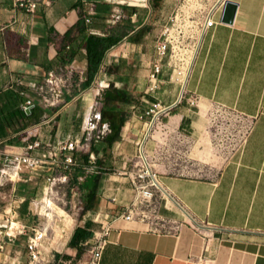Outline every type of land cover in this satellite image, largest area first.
<instances>
[{
	"label": "crops",
	"instance_id": "0c3cea01",
	"mask_svg": "<svg viewBox=\"0 0 264 264\" xmlns=\"http://www.w3.org/2000/svg\"><path fill=\"white\" fill-rule=\"evenodd\" d=\"M223 1L216 0L204 14L201 24L210 17L215 25L199 35L186 97L169 111L176 109L175 113L168 112L167 121L158 118L160 114L153 117L150 128V122L136 120L138 114L177 102L162 97L168 87L163 70L167 65L162 64L156 81L149 80L156 62L148 49L150 27L159 26L152 1L147 8H124V19L110 25L112 0H53L40 4L36 12L20 7L17 0H0V149L20 153L34 140L52 144V119H43L50 110L36 89L50 73L63 81L55 109L60 113L77 106L89 114L97 101L95 88L103 84L112 83L126 93V99L140 96V102L116 108L128 114V119L110 150L123 148L126 141L140 145L148 161L146 170L150 165L160 175L157 178L166 191L161 189L164 195L158 202L161 224L114 218L101 264H264V0H229L238 6L232 24L221 21ZM91 2L98 3L97 9L86 23L85 12ZM124 27L128 28L126 37L106 54L93 85L83 88L88 71L85 38L104 37ZM69 68L73 76L65 73ZM21 78L23 85L18 83ZM28 100L33 106L23 115ZM220 109L241 116L242 121L221 118L217 115ZM87 114L83 118L86 123ZM80 117V113L74 115L75 126ZM248 123L251 131L245 141L210 174L199 175L175 160L168 161L186 152L187 145L196 158L219 159ZM43 170L50 177L54 168L44 166ZM33 173L38 170H24L11 183L29 181ZM109 180L117 183L105 186L109 192L103 193L98 206L123 210L126 196L120 205L108 199L110 194L120 196L122 189L126 190L124 179L110 176ZM102 181L103 176L99 187ZM5 186L0 183V194ZM33 204L39 207L37 200ZM27 215L37 213L24 212L23 217ZM10 217L0 210V264H26L29 233L13 226L7 229ZM57 222L63 225V248L53 252L56 259H62L61 264H84L88 251L77 259L78 249L69 244L76 228L84 225L69 215L54 219L55 225ZM54 230L52 227L50 239ZM50 239L49 249L54 246Z\"/></svg>",
	"mask_w": 264,
	"mask_h": 264
},
{
	"label": "rangeland",
	"instance_id": "374dc122",
	"mask_svg": "<svg viewBox=\"0 0 264 264\" xmlns=\"http://www.w3.org/2000/svg\"><path fill=\"white\" fill-rule=\"evenodd\" d=\"M216 0H152V9H154V21L159 23V26H151L153 30L150 32V42L148 45V49L152 54L154 59H157L156 54V44H161L167 40V50L165 54L162 56L160 60V65H167L164 67L166 80L168 86L165 91H162V97L166 99V101H177L178 92L180 94L182 84H181V72L186 71L189 66V60L193 55L195 49L198 48L199 43V35L201 31V22L203 20L204 14L207 10L213 5ZM125 25V23H123ZM165 59L163 62L162 60ZM194 61V60H193ZM109 84L105 85L100 92V96L97 97V101L99 102L98 106H93V109L87 114L86 111H80V108L77 106L70 107L67 110H64L63 113L56 111L57 100L58 98L53 97L54 106L45 107L50 110L43 117L44 120L52 119V126L49 128L53 136L52 145H56V141L60 138L62 141L67 140H80L81 146H85V149H79L74 153L75 159L77 160V164L70 167L68 170H64L61 166H56L52 175H60L67 173L69 176V186L60 185L59 180L57 181V189H59V196H65L69 199H72L71 187L77 184L78 177L85 176L84 180L81 181L83 183L85 181L86 175L93 172L101 173L103 176L102 187L98 188L96 196H92L89 194L88 190L83 189L82 194L84 197L85 206L87 203H91L95 201L94 206L90 210H84L79 225H86L87 221H91L89 231L91 233L90 240L88 242L83 243L84 252H87L91 248H93L98 242L102 228V215L109 211L108 209H101L98 206L101 197H103V193L109 192V190L105 189L109 187L111 183H117L113 180H109L110 176H115L119 179H124L122 181L123 186L126 190L122 189V194L120 196H116L114 194H110V198L116 197L117 205H120L121 200L127 197L126 205H130L134 202V205L139 208L138 210H148L156 207L158 209L159 199L164 195L161 188H157V186L149 185V189L154 192V196L150 200H145L141 196H139V190L134 188L131 179H135V181H140L142 184H147L149 181L152 183V178L146 173V166L148 161L140 154V145H136L131 141H126V146L123 148H118L116 150L107 149L106 153L101 152L100 158L102 160L101 164L95 163L97 160V156L94 154V158L91 157L93 154V149L99 148L101 146L100 142H95L94 140H87V131L92 127V124H96L97 128L93 131V134L97 133L98 129H101L102 126L100 123H97L95 120V115L100 112L102 108L101 96L102 92L109 88ZM182 92V91H181ZM40 97V96H39ZM186 97V93L184 92L183 98ZM182 98V100H184ZM41 99V97H40ZM42 101V99H41ZM59 102V101H58ZM140 102V96L136 95L134 98H129L126 100V103L136 104ZM182 102V101H181ZM59 104V103H58ZM180 104V103H179ZM178 104V105H179ZM44 105V104H43ZM59 107V106H58ZM159 107H157L158 109ZM151 109V108H150ZM155 110V109H154ZM176 109L169 112L175 113ZM80 113L81 121L78 126L74 125V115ZM169 113H161L158 118L164 119L167 121ZM50 114L52 118H50ZM87 114V123L84 122L83 118ZM155 115V114H154ZM154 115H146L145 112H141L138 114L140 118L136 120L141 121L143 124L151 122ZM221 118L225 120H233V114L227 112V114L222 115L220 112L217 114ZM70 135V137H69ZM64 136V137H63ZM140 140V139H139ZM59 141V140H58ZM138 141V139H137ZM161 142L163 140H160ZM240 144V138L237 141H233L230 146L226 149L225 153L222 155L223 157L219 159H209V158H196L189 152L188 146H185L186 152H184L177 159H169V162L176 161L177 165L185 166L191 171H195L199 175H207L217 170L218 166L222 164L224 160L227 159V156L232 153ZM101 148V147H100ZM99 148V149H100ZM144 155V154H143ZM89 157L90 162L86 160V157ZM151 163V162H150ZM80 164H84L86 167L82 168ZM44 166H49L48 163L42 165V167H38L35 171L38 170V173L31 174L34 176L33 179L29 181H18L16 183H11L10 181L6 183L5 188L2 190L0 194V210H2L6 215H10V221H6L9 226L7 229L13 226L14 230L23 229L25 227V231L29 234H32L33 226H37L41 222H46V218L42 216V207L45 203V197L49 196L51 181L47 178L50 174H47V170H43ZM150 172L156 174L151 169ZM79 169H82L81 171ZM84 169V170H83ZM141 169V170H140ZM52 171V170H50ZM90 171V172H88ZM141 175V177H139ZM159 178V174H156ZM19 175L18 177H20ZM47 189V190H46ZM110 198L108 200H110ZM131 198V200H130ZM34 200L39 202V207H36L33 204ZM57 203H54V209L57 210L58 213H62L58 208ZM125 207V205H124ZM24 212L28 213H37V216L27 215V217H23ZM99 214H101L99 216ZM14 220V222H11ZM148 223L153 224H161L160 221H156V219H150L146 221ZM61 222L56 223V227H54L53 240L54 246H51L53 252H56V249H62L63 246L60 240L61 233Z\"/></svg>",
	"mask_w": 264,
	"mask_h": 264
},
{
	"label": "built area",
	"instance_id": "2783aa9c",
	"mask_svg": "<svg viewBox=\"0 0 264 264\" xmlns=\"http://www.w3.org/2000/svg\"><path fill=\"white\" fill-rule=\"evenodd\" d=\"M53 0H17L18 5L22 8L27 9L31 12H36L40 4L48 5ZM152 0H112L111 4L113 7L110 12L109 24L114 25L117 22L124 19L123 9L124 8H147ZM97 2H91L88 9L85 12V22L89 23L91 17L95 14L97 9ZM215 25V21L210 17H206L205 24H201V31L203 33L207 28H210ZM167 40L165 39L164 43L158 44L156 46L157 59L156 62L152 64L151 72L149 74L150 82H154L157 79V75L161 71L160 60L167 50ZM65 73L67 75L73 76V69H66ZM62 79L58 78L56 74L50 73L47 78L39 82L36 85L37 92L42 99V103L45 107L54 106L53 97L60 98L62 96V91L60 90V84ZM18 83L23 85V79H19ZM105 87L101 85L98 88V93L96 96H100V92ZM101 99V98H100ZM99 102H95V106H98ZM32 101L28 100L27 103L23 106L24 110L32 107ZM158 106H153L149 109L146 115H154V112L157 110ZM155 109V110H154ZM163 113H168V107H163ZM222 115L227 114L226 111L221 109L217 113ZM231 114V113H230ZM236 121H242V117L239 115L233 114ZM142 117H140L141 119ZM95 120L97 123L101 121V113L95 115ZM246 125L242 130L240 136V144H242L248 134L251 131V123ZM97 128L96 124H92V127L87 131V140H94L95 142H100L103 137L109 132V127L107 124L102 125L101 129L97 130L96 134H93V131ZM79 149H85V146H81L80 140H67L59 141L56 145H44L39 140H34L29 142L20 153H9L6 150L0 149V183L6 184L7 182L15 181L18 176L25 170L33 172L38 167L42 166L45 163H48L49 166H52L55 170V167L61 166L64 170L70 169V167L77 164L74 153L79 151ZM91 157L94 158V153L91 154ZM90 172V171H88ZM85 176L78 177V182L71 187L72 199H69L65 196H59V189H57V181L63 186L69 184V176L67 173L60 175H51L48 179L51 181L49 196L52 198L54 203L59 204L58 208L62 209V213H58L57 210L48 205L47 210L44 213V218L46 221L49 218V213H53L54 219H60L63 215H69L75 222L79 223L81 215L85 210V202L83 197V192L81 188V181L84 180ZM141 177V175H139ZM131 183L134 188L139 190V196L145 200H150L154 196V192L149 189V184H142L140 181H135L131 179ZM69 186V185H68ZM110 201L116 203V197L110 198ZM134 205V202L130 205H126L123 210L113 207L112 211H107L102 215L103 228L100 235V238L96 245L88 250L89 256L84 264H101L103 250L107 243L106 234L110 228V225L114 218L119 217L124 220H141L148 221L150 219H158V209L156 207L148 210H138ZM101 214H99L100 216ZM159 223V222H158ZM166 224L165 222H162ZM168 225V224H167ZM169 226V225H168ZM178 227V226H176ZM25 227H23V230ZM52 234V227L47 226L46 222H41L37 226L32 228V234L28 235L27 239V252H28V261L26 264H61L63 263L62 259H56L55 254L51 249H49L48 240ZM80 264V263H79Z\"/></svg>",
	"mask_w": 264,
	"mask_h": 264
},
{
	"label": "trees",
	"instance_id": "16d2710c",
	"mask_svg": "<svg viewBox=\"0 0 264 264\" xmlns=\"http://www.w3.org/2000/svg\"><path fill=\"white\" fill-rule=\"evenodd\" d=\"M81 24L82 22L79 25ZM124 29L116 31L114 30L110 32L109 35L104 37L89 35L85 38L84 48L87 51L88 71L87 80L84 84H82L83 88L88 89L93 85L94 81L100 73L106 54L112 48L118 46L126 37V30L128 28L124 27ZM126 100V93L122 90L114 88L112 83H110L108 89L102 92L100 124L101 126L107 124L109 127V132L100 141L101 148L99 147V149L95 147L92 150L93 153L97 156V160L95 161V163L97 164L102 163V160L99 156L100 152L106 153L107 149H110L118 141L122 133L124 125L128 119V114H126L125 112H118L116 111V108H118L120 105L125 104ZM40 112L43 111L40 110ZM23 115H26L25 111H23ZM86 160L90 162L88 156L86 157ZM80 166L82 168L86 167L84 164H80ZM79 170L81 171L82 169ZM101 176V173L98 172H93L91 177L86 175L85 181L81 183V187L83 189H87L89 191V194L95 197L99 188V180ZM94 204L95 201L87 203V205L85 206V210L92 209ZM91 224V221H87L86 225L78 226L70 240L69 244L78 249V253L76 256L77 259L81 258L84 252L83 243L91 237V233L89 231Z\"/></svg>",
	"mask_w": 264,
	"mask_h": 264
},
{
	"label": "bare ground",
	"instance_id": "6f19581e",
	"mask_svg": "<svg viewBox=\"0 0 264 264\" xmlns=\"http://www.w3.org/2000/svg\"><path fill=\"white\" fill-rule=\"evenodd\" d=\"M197 49H198V48H197ZM197 49H195V51L193 52L192 57H191L190 60H189V66H188L187 70L181 72V84H182V87H183V88H182V92H181L180 97H181V96L183 97V94H184V92H185V85H186L187 80H188V78H189L190 71H191V67H192L193 60H194V58H195V55H196ZM95 93H96V94L98 93V87L95 88ZM180 97H179V98H180ZM163 110H164V109L158 108V109L154 112V114H155V115H154V118L156 119V117H157L159 114L163 113ZM151 126H152V122H150V128H151ZM140 154H141V156L144 158V155H143V151H142V149H141V151H140ZM146 173L152 178V183H151V181H149V183H148L149 185H151V186H156V185H158L159 188H161V189L164 190V187H163V185L161 184V182L158 180L156 174H153L152 171L150 172L149 169L146 170ZM155 184H156V185H155ZM158 187H157V188H158ZM164 191H165V190H164ZM165 192H166V191H165ZM48 205L54 207V206H53V205H54V202H53V200H52V198H51L50 196H46V197H45V203L43 204V208H42L43 212L47 210V206H48ZM46 225H47V226H50V227H55V226H56L55 223H54V217H53V213H52V212L49 213V218H48V220L46 221Z\"/></svg>",
	"mask_w": 264,
	"mask_h": 264
},
{
	"label": "water",
	"instance_id": "95a60500",
	"mask_svg": "<svg viewBox=\"0 0 264 264\" xmlns=\"http://www.w3.org/2000/svg\"><path fill=\"white\" fill-rule=\"evenodd\" d=\"M222 4H223V15H222V20L221 21L223 23L232 24L234 22V20H235L238 6H237V4H235V3H233V2H231L229 0L223 1ZM182 98L183 97L181 96L177 100V102L175 104H173L172 106H169L168 110H171L174 107H176L180 103ZM31 109H32V107L27 108V112L26 113H29L31 111ZM152 124H153V122H152ZM146 136H145V138H146Z\"/></svg>",
	"mask_w": 264,
	"mask_h": 264
}]
</instances>
